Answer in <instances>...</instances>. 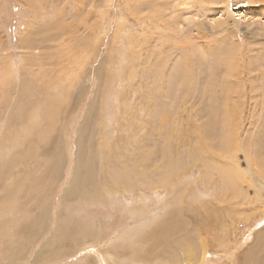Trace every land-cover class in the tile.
<instances>
[{"label": "rangeland", "instance_id": "rangeland-1", "mask_svg": "<svg viewBox=\"0 0 264 264\" xmlns=\"http://www.w3.org/2000/svg\"><path fill=\"white\" fill-rule=\"evenodd\" d=\"M226 2L0 0V264H264V10Z\"/></svg>", "mask_w": 264, "mask_h": 264}, {"label": "bare ground", "instance_id": "bare-ground-1", "mask_svg": "<svg viewBox=\"0 0 264 264\" xmlns=\"http://www.w3.org/2000/svg\"><path fill=\"white\" fill-rule=\"evenodd\" d=\"M252 2H261V3H257V6H260L259 7V11L258 13L261 15L263 13V10H264V0H251ZM222 3L225 5L227 2L226 0H222ZM240 3V2H239ZM235 4H238V1L235 3ZM256 6V5H254ZM228 12L226 11V13H223L221 12V15H220V18L219 20H217L216 22L218 24H224L227 20H229V14H227ZM225 15V16H224ZM224 16V17H222ZM215 23V22H214ZM261 25L263 24H260L259 27H261ZM223 25L221 26V29H222ZM222 31H224L222 29ZM257 34V33H256ZM251 35V34H249ZM257 40V39H256ZM235 51V50H234ZM224 52V51H223ZM228 58V57H227ZM228 66H227V69L230 70V69H233V68H230L231 65L233 64V61L230 60V63H226ZM230 66V67H229ZM36 93V92H35ZM33 97V96H32ZM90 106V105H89ZM94 106V105H93ZM91 109V107H90ZM42 110V109H41ZM44 111V110H43ZM50 112V110H49ZM54 114H49L47 116V118H51L53 117ZM51 120V119H50ZM84 122H86V120H84ZM52 123V122H51ZM49 124H50V121H49ZM84 124V123H83ZM83 124H82V127H83ZM20 127V126H19ZM56 139V138H55ZM81 145V144H80ZM78 153L76 154V164L74 166V170L72 172V178L70 179V182H69V186L67 187V191H66V195L68 194H84V195H92V197L95 195V186H94V183L93 180L95 179H92L93 176V161L91 159V153L92 152H89L86 156H85V159H82L83 156V149L82 147L80 146L78 149H77ZM45 152V151H43ZM212 159V158H211ZM204 161V160H203ZM206 163V161H205ZM116 173V172H115ZM95 174V173H94ZM117 174V173H116ZM227 175V173H226ZM115 176V175H114ZM116 177V176H115ZM224 178V177H223ZM223 180V179H222ZM225 181V180H224ZM230 182V181H229ZM228 185V184H227ZM97 190H99L97 188ZM100 191V190H99ZM94 192V193H93ZM97 193V192H96ZM79 195V196H80ZM75 197V195H74ZM92 199V198H91ZM178 222V221H177ZM168 223V221H167ZM169 225V223H168ZM175 225V224H174ZM165 227H163V229L161 230V228L159 229V232H166V230L164 229ZM170 234H168L169 236ZM172 235H174V233H172ZM146 236V235H145ZM164 236H165V233H164ZM143 238V237H142ZM165 238V237H164ZM168 239V238H167ZM171 240V238H169ZM162 241V240H161ZM166 241V240H165ZM178 241V240H177ZM160 242V241H159ZM164 243V242H163ZM166 244V243H165ZM168 244V243H167ZM152 246V244H150ZM170 245V244H169ZM172 245H174V243H172ZM180 245V244H179ZM149 246V245H148ZM167 246V245H166ZM158 247V245H157ZM169 247V246H168ZM160 248V247H159ZM170 248V247H169ZM176 249V248H175ZM153 250V249H152ZM250 250V249H248ZM170 251V250H169ZM138 253V252H137ZM136 253V254H137ZM155 253V252H154ZM190 253V252H189ZM157 254V253H156ZM188 254V253H187ZM138 256V255H137ZM191 256V255H190ZM134 259V258H133ZM140 259V258H139ZM144 261V260H143ZM147 262V261H146ZM101 263V262H100ZM104 264V263H103Z\"/></svg>", "mask_w": 264, "mask_h": 264}]
</instances>
